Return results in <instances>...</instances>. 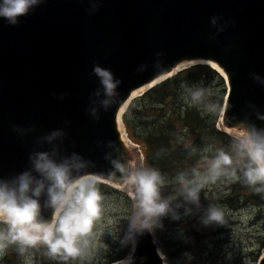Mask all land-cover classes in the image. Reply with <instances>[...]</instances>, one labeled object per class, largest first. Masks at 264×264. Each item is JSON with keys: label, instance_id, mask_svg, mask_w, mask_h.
I'll list each match as a JSON object with an SVG mask.
<instances>
[{"label": "water", "instance_id": "water-1", "mask_svg": "<svg viewBox=\"0 0 264 264\" xmlns=\"http://www.w3.org/2000/svg\"><path fill=\"white\" fill-rule=\"evenodd\" d=\"M89 7L88 0H46L15 26L0 18V177L30 168L36 137L62 128L64 154L80 153L95 162L88 172L98 181L124 187L104 158L111 142L119 149L114 155L134 165L119 124L123 111L135 96L194 63L210 64L225 79L224 130L239 131L249 104L264 113V86L251 76L264 77V0H102L92 15ZM214 15L231 24L210 39ZM157 52L164 54L158 68ZM97 63L122 84L118 103L93 120L87 108L100 87L92 74ZM142 63L148 69L137 72ZM53 92L68 95L58 101ZM13 125L36 132L21 137ZM44 215L50 218L51 211ZM136 241L133 264H164L155 232L138 234ZM254 264H264V248Z\"/></svg>", "mask_w": 264, "mask_h": 264}, {"label": "clouds", "instance_id": "clouds-1", "mask_svg": "<svg viewBox=\"0 0 264 264\" xmlns=\"http://www.w3.org/2000/svg\"><path fill=\"white\" fill-rule=\"evenodd\" d=\"M46 0H0V18L9 25L20 23L21 17L28 16ZM89 15L100 10L102 0H88ZM211 25L216 35L230 26L231 21L221 22V17L212 16ZM155 67L160 66L159 59L164 54L157 52ZM148 69L147 64H140L137 72ZM100 87L90 98L87 108L93 120L100 119L101 110L108 111L119 101V88L122 80L108 68L95 64L92 69ZM252 78L264 86V77L256 72ZM191 103L202 106L208 113H217L220 105L214 101L212 93L202 87L186 88ZM58 101L68 95L52 93ZM250 114L237 124L238 133L233 137L230 150L217 149L207 160L203 168L193 167L190 171H181L171 183L177 185L175 195H165L164 189L170 183L160 170L150 166L129 164L119 153V149L109 142L106 147L112 151L105 153L113 169L119 173L125 186L133 193V212L128 230L120 238L122 246L131 244L135 251L136 237L145 232L154 233L163 228V218L180 220L182 216L200 213L199 220L204 226L226 225L224 210L214 204L204 208L201 204V192L209 185L223 180L242 182L255 194L264 196V127L258 126L251 118L254 115L264 121L262 113L255 104H249ZM70 121H65L68 125ZM13 130L21 137L36 132L35 127L13 125ZM66 132L54 129L36 137L38 146L29 154L30 168L10 178L0 177V257L7 254L9 248L15 247L20 254L29 249L44 247L47 255L53 259L69 264L84 261L91 256L96 224L102 219L104 197L98 187L99 181L88 172L95 167V162L85 159L80 153L64 154L62 145ZM48 148L44 150L43 146ZM191 149L190 154H195ZM180 209H183L181 213ZM51 211L46 218L44 212ZM134 255L124 258V264H133Z\"/></svg>", "mask_w": 264, "mask_h": 264}, {"label": "trees", "instance_id": "trees-1", "mask_svg": "<svg viewBox=\"0 0 264 264\" xmlns=\"http://www.w3.org/2000/svg\"><path fill=\"white\" fill-rule=\"evenodd\" d=\"M210 79L218 89L217 94H212L211 98L220 105L219 111L214 114L206 112L202 106H194L186 91L189 87H207ZM225 92V80L215 68L207 63H194L135 96L123 111L121 118L125 131L131 140L140 145L145 157V166L160 170L170 182L164 189L165 195H175L177 185L171 181L179 172L188 170L187 164L191 159H196L201 148L211 146L209 157H212L217 149L230 150L235 134H230L218 127V117ZM148 117L151 119H147ZM138 126L143 127V132H138ZM188 136L193 140L189 146H186L183 140ZM193 148L197 151L195 154H190ZM98 187L107 192L119 191L101 181ZM228 188L230 196L227 197V201L234 200V202L227 203L232 206H239L246 201L257 205L264 204V196L255 194L242 182L231 183ZM122 195L126 198L127 205L131 207L127 215L130 217L134 202L126 192ZM204 198V193L201 192V204L207 208V200ZM195 215L200 216V213ZM128 225L129 221L126 218L122 237L126 234ZM155 234L160 240L163 229H156ZM130 245L122 246L119 242L117 249L107 256V264L126 257L130 251ZM179 248H183V245ZM44 250L46 248L39 247L20 254L15 247H11L7 254L0 257V264H23L27 253L32 257V264H51L44 258H41V261L38 259L37 252ZM168 253L171 252L168 251Z\"/></svg>", "mask_w": 264, "mask_h": 264}, {"label": "rangeland", "instance_id": "rangeland-1", "mask_svg": "<svg viewBox=\"0 0 264 264\" xmlns=\"http://www.w3.org/2000/svg\"><path fill=\"white\" fill-rule=\"evenodd\" d=\"M204 88L215 95L218 92L211 79ZM121 124L124 129L122 120ZM218 127L221 128L219 123ZM137 130L143 132V127L138 126ZM228 133L236 135L238 132L228 131ZM124 137L126 141L130 140L128 144L132 148L134 165L145 166V157L140 145L127 135ZM191 140L193 139L188 136L183 143L189 146ZM209 149L211 146L201 148L196 159H191L187 164V171L193 167L203 168L207 160L211 158L208 156ZM230 184L231 182L221 180L202 191L204 199L207 200V207L211 203L224 210L226 225L206 227L201 224L197 215L182 216L180 220H173L170 217L163 218V236L160 240L157 236L156 238L164 255V264H254L256 262L264 248V204L257 205L251 201H246L236 207L228 204L234 202V200L227 201V197L230 196L228 195ZM114 188L119 191L107 192L99 188L104 197V212L102 219L94 229L95 237L90 258L84 261L69 262L70 264H107V256L117 249L124 233V222L129 213L128 210L131 209L122 193L126 192L132 200L133 193L126 186ZM180 211L182 213L183 209ZM182 245L183 248L180 249ZM168 251L171 253L169 254ZM37 257L40 261L44 258L51 264H62L60 261L51 259L47 255V250L38 251ZM32 263V257L27 253L23 264Z\"/></svg>", "mask_w": 264, "mask_h": 264}, {"label": "bare ground", "instance_id": "bare-ground-1", "mask_svg": "<svg viewBox=\"0 0 264 264\" xmlns=\"http://www.w3.org/2000/svg\"><path fill=\"white\" fill-rule=\"evenodd\" d=\"M119 124H120V128H121V130H123V129H122V124H121V122H119ZM124 139H125V138H124Z\"/></svg>", "mask_w": 264, "mask_h": 264}]
</instances>
